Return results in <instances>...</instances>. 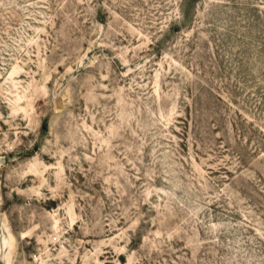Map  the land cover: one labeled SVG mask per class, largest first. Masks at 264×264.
<instances>
[{"label":"rangeland","instance_id":"1","mask_svg":"<svg viewBox=\"0 0 264 264\" xmlns=\"http://www.w3.org/2000/svg\"><path fill=\"white\" fill-rule=\"evenodd\" d=\"M0 264H264V0H0Z\"/></svg>","mask_w":264,"mask_h":264}]
</instances>
